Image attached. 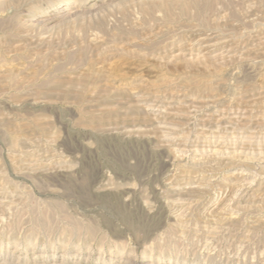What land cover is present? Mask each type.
I'll return each instance as SVG.
<instances>
[{"label": "rangeland", "instance_id": "1", "mask_svg": "<svg viewBox=\"0 0 264 264\" xmlns=\"http://www.w3.org/2000/svg\"><path fill=\"white\" fill-rule=\"evenodd\" d=\"M0 67V264H264V0H0Z\"/></svg>", "mask_w": 264, "mask_h": 264}, {"label": "bare ground", "instance_id": "2", "mask_svg": "<svg viewBox=\"0 0 264 264\" xmlns=\"http://www.w3.org/2000/svg\"><path fill=\"white\" fill-rule=\"evenodd\" d=\"M209 57H210V55H209ZM216 57H217V56H216ZM210 58H211V57H210ZM210 58H208V59H210ZM212 59H213V58H212ZM211 61H212V60H211ZM5 67H6V66H5ZM0 68H2V67H0ZM3 68H4V66H3ZM9 68H10V67H9ZM4 70H5V71H4ZM4 70H3L4 72L8 73V72L6 71L7 68H6V69L4 68ZM0 71H2V70H0ZM3 71H2V72H3ZM0 73H1V72H0ZM131 78H132V77H131ZM131 78H130V79H131ZM133 78H134V77H133ZM135 79H136V78H135ZM132 80H133V79H132ZM198 80H199V79H198ZM128 81H129V80H128ZM137 81H138V80H137ZM167 81H168V80H167ZM193 81H194V80H193ZM196 81H197V80H196ZM130 82H131V81H130ZM130 82H129V83H130ZM194 82H195V81H194ZM194 82H191V83H194ZM198 82H199V81H198ZM198 82L195 83V84H198ZM201 82H203V81H201ZM204 82H205V81H204ZM85 83H86V82H85ZM127 83H128V82H127ZM127 83L124 82V84H127ZM129 83H128V84H129ZM131 83H132V82H131ZM135 83H138V82H135ZM205 83H206V82H205ZM205 83H203V84H205ZM105 84H106V81H105ZM105 84L99 85V86L101 87V89H103L104 87H106ZM108 84H111V83H108ZM119 84H121V83H119ZM119 84H118V85H119ZM142 84H143V83H142ZM144 84H145V83H144ZM144 84H143V85H144ZM81 85H82V84H81ZM81 85H80V86H81ZM88 85H89V84H88ZM103 85H104V86H103ZM137 85H138V84H137ZM200 85H201V84H200ZM209 85H210V84H209ZM99 86H97V87H99ZM102 86H103V88H102ZM109 86H110V85H109ZM113 86H114V85H112L111 90H112ZM115 86H116V85H115ZM121 86H122V85H120V86L118 87V89L120 88V90L128 91V89H127L126 86H124V87H121ZM129 86H130V87H133V86L136 87V84H134V83L131 84V85L129 84ZM204 86H207V84H205ZM85 87H86V86H85ZM92 87H93V85H92ZM116 87H117V86H116ZM137 87H139V86H137ZM200 87H201V86H200ZM202 87H203V85H202ZM78 88H80V87H78ZM81 88H82V87H81ZM81 88H80L79 90H81ZM139 88H141V87H139ZM207 88H208V87H207ZM210 88H211V87H210ZM210 88H209V90H210ZM83 89H84V88H83ZM95 89H96V88L93 87L94 92H97V90H95ZM97 89L99 90L100 88H97ZM101 89H100V90H101ZM106 89H108V88H105V90H106ZM113 89L118 90V89H116V88H113ZM132 89H133V88H132ZM136 89H137V88H134L135 91H136ZM91 90H92V89H91ZM109 90H110V87H109ZM129 90H130V93H131V91H132L131 88H130ZM81 91H82V90H81ZM81 91H80V92H81ZM101 91H102V90H101ZM106 91H107V90H106ZM212 91H213V90H212ZM116 92H117V91H116ZM148 92H149V91H148ZM78 93H79V92H78ZM84 93H85V91H84ZM97 93H98V92H97ZM122 93H123V92H122ZM130 93H129V91H128V95H129ZM132 93H133V91H132ZM149 93H152V91L150 90ZM80 94H81V93H80ZM100 94H101V93H100ZM119 95H121V94H119ZM122 95H123V94H122ZM120 103H121V102H120ZM128 103H129V102H128ZM137 103H138V102H137ZM137 103H136V104H137ZM133 107H134V105H133ZM129 109H130V108H129ZM108 113H110V112H108ZM93 117H94V116H93ZM92 119H93V118H92ZM32 121H34V120H32ZM30 122H31V121H30ZM35 122H36V121H35ZM35 122L30 123V125L32 124L31 126H34L33 124H36ZM37 126H38V124H37ZM35 127H36V125H35ZM201 179H202V178H201ZM203 180H204V179H203ZM242 180H243V179H242ZM233 182H234V181H233ZM227 184H228V183H227ZM229 184H230V183H229ZM232 185H233V184H232ZM118 187H119V186H118ZM192 193H193V192H192ZM197 193H198V192H197ZM184 194H185V193H184ZM193 197H194V195H193ZM200 197H201V196H200ZM191 198H192V197H191ZM214 227H215V226H214ZM215 228H216V227H215ZM150 243H151V242H150ZM151 245H152V244H151ZM147 247H149V246H147ZM155 250H156V249H155ZM160 252H161V251H160ZM151 260H152V259H151ZM127 261H128V260H127ZM130 264H131V263H130ZM154 264H161V263H154Z\"/></svg>", "mask_w": 264, "mask_h": 264}]
</instances>
